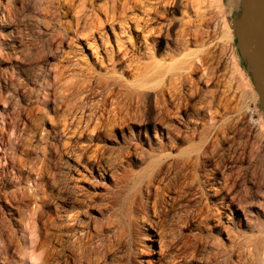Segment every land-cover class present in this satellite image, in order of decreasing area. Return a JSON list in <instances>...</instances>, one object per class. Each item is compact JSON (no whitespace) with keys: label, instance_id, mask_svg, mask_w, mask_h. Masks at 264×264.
Here are the masks:
<instances>
[{"label":"rangeland","instance_id":"rangeland-1","mask_svg":"<svg viewBox=\"0 0 264 264\" xmlns=\"http://www.w3.org/2000/svg\"><path fill=\"white\" fill-rule=\"evenodd\" d=\"M28 1L8 20L0 0V264H264L251 0L171 14V41L190 20L209 33L177 50L126 9L101 25L98 53L80 25L102 22L109 0ZM116 42L132 46L129 67L108 60Z\"/></svg>","mask_w":264,"mask_h":264},{"label":"bare ground","instance_id":"bare-ground-1","mask_svg":"<svg viewBox=\"0 0 264 264\" xmlns=\"http://www.w3.org/2000/svg\"><path fill=\"white\" fill-rule=\"evenodd\" d=\"M22 1V2H21ZM12 0V2H13V5L11 4V8H9L8 6H5L4 5V7H2V9H1V15L3 16L4 14H6L7 15V17H8V20L9 19H14V18H16L17 16H18V12H19V10L21 11V9H23V8H26V3H28L29 1L28 0ZM195 0H128V2L126 3V5H128L129 4V7L128 6H126V5H124V7L122 8V10L120 11V13H118V11H117V4L115 5V4H113L112 2H113V0H109L108 1V3H105V6H107V7H105L104 8V10H103V12H104V14H106V17H105V19L102 21V22H99L98 24H95L93 21H90L89 23L87 22V19H85V17H86V13H88V12H84V11H81V14L80 15H78V17H77V20L79 21V20H84V23H81V24H83V27H82V25H80V27L82 28V29H85V30H88L87 31V35L83 38V40L82 41H85L86 43H90L91 41L90 40H93V42H96V43H94V46H95V52L96 53H98V48H100L101 47V45L103 44V43H105V41H103L102 40V37L104 36V35H101V31H102V28H101V25L103 24L104 25V27H107V26H111V25H113L112 23H113V20L115 19V17H118L121 13H122V11H126V9H129V11L130 12H132L133 14H136L135 12H139V15H140V17L138 16V15H136V16H133V18H131L130 17V19L132 20V23L134 24V27L135 28H139V29H145V28H147L148 30V34H149V37L147 38L146 37V39L148 40V39H151V41H154V40H156V39H158L157 40V42H158V44L161 46V45H163L164 44V42L165 43H167L168 44V46H173V48L175 49V50H177L178 48H182V47H184L185 49H187V45L188 44H192L193 43V41H195L197 38H198V36H201V37H206V36H208V32L207 31H201L199 28H198V26L197 25H194L192 22H191V20L190 21H187V22H183V28L177 33V37L174 39V40H172L171 41V38L169 39V36L171 35V33L172 32H175L174 31V24H175V22H177V21H175V19L173 18V17H171L170 15L171 14H173L174 12H177V11H183V12H186V10H188L189 9V7H191L192 8V6H193V2H194ZM11 2V1H10ZM115 3V2H114ZM71 4V3H70ZM107 4V5H106ZM62 5V4H61ZM66 5V4H65ZM72 5V4H71ZM123 5V4H122ZM68 7H69V5H68ZM67 7V9L69 10V8ZM119 9V8H118ZM18 11V12H17ZM80 12V11H79ZM79 14V13H78ZM5 15V16H6ZM113 15H115V17L113 16ZM120 17V16H119ZM87 18V17H86ZM4 19H6V17L4 18ZM98 20V19H97ZM159 20H164L163 21V24L165 25V28H164V31L162 32V33H160V30L161 29H163V27L162 28H159V29H157V27H154L153 26V24H155L157 21H159ZM3 21V20H2ZM77 25H79V24H77ZM207 25V24H206ZM163 26V25H162ZM209 27V26H208ZM208 29V28H207ZM138 30V29H137ZM162 31V30H161ZM165 31H167V34L165 33ZM83 32H85V31H83ZM155 32H157L158 34L156 35V36H154L153 35V33H155ZM164 33H165V35H164ZM173 34V33H172ZM75 36H77V35H75ZM77 41H80V39H78ZM108 42V41H107ZM97 44V45H96ZM167 46V47H168ZM123 47V44H121V43H118V42H116L115 43V46L110 50V52L108 53V60L112 63V64H114L115 62H119V63H124V62H129V64L127 65L128 67L131 65V61H132V55H133V48H132V46H130V48H128V49H126L125 47V49L124 48H122ZM124 49V50H123ZM169 49H170V47H169ZM173 50V49H172ZM101 51V50H100ZM103 51H105V50H103ZM102 51V56L100 55V57H102V58H106V53L105 52H103ZM107 52H108V50H107ZM107 59V58H106ZM198 60V59H197ZM195 61V62H189V65H188V69H190L191 71H194L196 68H200V67H202V63H201V61ZM131 62V63H130ZM199 63V64H198ZM205 70V69H204ZM180 74V73H179ZM182 74V73H181ZM184 75V74H183ZM180 76V75H179ZM182 76V75H181ZM185 76H187V74L185 73ZM177 77H178V75H177ZM177 77H175V78H177ZM189 77V76H188ZM178 78H180V77H178ZM77 80H79V79H77ZM86 80V79H85ZM177 81V79H174L173 80V82L174 81ZM181 80V79H180ZM179 80V81H180ZM183 80V79H182ZM184 80H186L185 79V77H184ZM188 80V79H187ZM81 82H82V80H80ZM80 81H78V82H80ZM77 82V83H78ZM86 82H88L89 83V81H86ZM170 82V81H169ZM172 82V83H173ZM88 83H86L87 85H88ZM171 83V85H172V87H174L173 86V84ZM179 83V82H178ZM184 83H186V81H184ZM183 83V84H184ZM75 84V83H74ZM73 84V85H74ZM82 84V83H81ZM108 84H111V85H113V84H115V82L114 83H108ZM174 84H176L177 85V83L175 82ZM76 85V84H75ZM180 85V84H179ZM182 85V84H181ZM190 85V84H189ZM84 86V85H83ZM110 86V85H109ZM114 86V85H113ZM113 86H112V89H110V90H107L108 92L110 91V95H111V91L113 90ZM178 86V85H177ZM176 86V87H177ZM192 86V85H191ZM71 87H72V85H71ZM70 87V89H72ZM75 87V86H74ZM74 87H73V89H74ZM89 87V86H88ZM87 87V88H88ZM168 87L170 88L171 86L170 85H168ZM79 88V87H78ZM80 88H82L81 87V85H80ZM80 88H79V90H80ZM84 88V87H83ZM178 88H179V86H178ZM90 89V88H89ZM169 90V89H168ZM175 91H177V89L175 88L174 89ZM73 91H75V90H73ZM82 91V90H81ZM83 91H85V90H83ZM87 91H88V89H87ZM90 92V91H89ZM168 92V91H167ZM181 92V91H180ZM193 92V91H192ZM84 94H86L85 92H83ZM88 93V92H87ZM113 93V92H112ZM84 94H82V95H84ZM184 95V94H183ZM86 96V95H85ZM85 96H83V97H81V98H83V100H84V97ZM87 97V96H86ZM176 97V96H175ZM233 97V96H232ZM86 99V98H85ZM178 100V99H177ZM221 101V100H220ZM226 101V100H225ZM229 101V100H228ZM177 102H179V101H177ZM222 102V101H221ZM231 105V104H230ZM229 105V106H230ZM90 111V110H89ZM82 113V112H81ZM85 113V112H84ZM87 114V113H86ZM83 115H85V114H83ZM88 115V114H87ZM96 116V117H95ZM98 116H100V115H98ZM77 117V116H76ZM83 117H85V116H83ZM88 117H90L91 118V116H88ZM93 117H95V118H97V115H94ZM81 118V117H80ZM95 118H93V121H94V119ZM92 119V118H91ZM75 119H73V121H74ZM86 120H88V119H86ZM90 120V119H89ZM96 120V119H95ZM97 122V121H96ZM95 122V123H96ZM22 124H25V122L23 121V122H21ZM69 123V122H68ZM76 123V122H75ZM78 123V122H77ZM76 123V124H77ZM84 123H85V121H84ZM88 123V122H87ZM66 124V123H65ZM80 125H81V123H79ZM83 124V123H82ZM67 125V124H66ZM74 125V124H73ZM41 126H43V125H41ZM71 127V126H70ZM73 128H75V126L73 127ZM41 129V128H40ZM65 129V128H64ZM67 129V128H66ZM20 131V130H19ZM22 131V130H21ZM41 131H45V129L43 130H41ZM19 133V132H18ZM42 138V137H41ZM40 138V139H41ZM43 138H45V136H43ZM42 138V139H43ZM44 163V162H43ZM46 163V162H45ZM41 167V166H40ZM39 168V167H38ZM42 168V167H41ZM49 168V167H48ZM44 169V168H43ZM40 170V169H39ZM47 170H49V169H47ZM42 171H45V170H41L40 172H42ZM54 171V170H53ZM54 173V172H53ZM50 174V173H49ZM42 175V174H41ZM52 176H55L54 174L52 175ZM56 179V178H55ZM53 180H54V178H53ZM52 182V181H51ZM53 183V182H52ZM55 184V183H54ZM53 184V185H54ZM57 184H59V183H57ZM64 186H66L65 184H63ZM67 187V186H66ZM65 187V188H66ZM61 188V187H60ZM59 188V189H60ZM63 188V187H62ZM65 190V189H64ZM42 191V190H41ZM63 192V191H62ZM33 194H36V193H33ZM46 195V194H45ZM44 195V196H45ZM36 196V195H35ZM234 197V196H233ZM42 197H40V199H41ZM45 199V198H44ZM43 199V200H44ZM42 200V201H43ZM75 200V199H74ZM74 200H73V203H74ZM36 201V200H35ZM35 201H34V203H35ZM44 202V201H43ZM42 202V203H43ZM72 202V201H71ZM37 207V206H36ZM71 207H72V205H71ZM73 208V207H72ZM71 209V208H70ZM67 211H68V209H66ZM70 211H72V210H70ZM33 212H34V210H33ZM73 212V211H72ZM71 213V212H70ZM73 213H75V211L73 212ZM72 213V215L73 216H75L74 214ZM71 216V215H70ZM65 217V216H64ZM69 217V216H68ZM66 220H69L70 221V219L68 218V219H66ZM65 222H63V224H64ZM70 223V222H69ZM71 224V223H70ZM64 227H65V225H63ZM67 227H69V225L67 226ZM66 227V228H67ZM71 228V227H70ZM65 229V228H64ZM69 229V228H68ZM74 229V228H73ZM78 229V228H77ZM76 229V230H77ZM72 230V229H71ZM73 231V230H72ZM64 232V231H63ZM66 232H68L67 230H66ZM236 245H238V244H234V246H236ZM252 247L253 248H255V250H258V247H257V245H253L252 244ZM225 252H226V250H225ZM230 252V253H229ZM231 252H232V249H230L229 251H228V258L231 256L230 254H231ZM227 254V253H226ZM48 256V255H47ZM232 257V256H231ZM49 258H51L50 256L48 257V259ZM53 258V257H52ZM229 263V262H228Z\"/></svg>","mask_w":264,"mask_h":264},{"label":"water","instance_id":"water-1","mask_svg":"<svg viewBox=\"0 0 264 264\" xmlns=\"http://www.w3.org/2000/svg\"><path fill=\"white\" fill-rule=\"evenodd\" d=\"M251 2L248 25L250 39L246 42L245 47L260 91V104L264 112V0H251Z\"/></svg>","mask_w":264,"mask_h":264}]
</instances>
